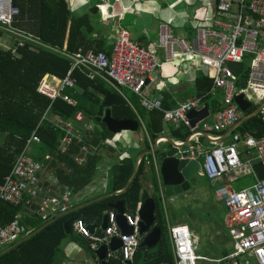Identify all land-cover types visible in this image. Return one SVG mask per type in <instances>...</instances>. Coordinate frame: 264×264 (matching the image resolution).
Segmentation results:
<instances>
[{
    "label": "built area",
    "instance_id": "1",
    "mask_svg": "<svg viewBox=\"0 0 264 264\" xmlns=\"http://www.w3.org/2000/svg\"><path fill=\"white\" fill-rule=\"evenodd\" d=\"M214 1L213 28L201 24L196 28V36L191 42L174 36L170 25L163 23L158 40L144 48L133 41L128 30L120 28L109 55L92 51L66 54L17 29L14 21L19 15V9L14 6L13 0H0V29L15 42L13 47L7 48L12 56H16L19 48L29 46L36 50L37 47H44L62 53L71 60L72 67L65 78L46 75L37 87V93L48 98L51 104L62 100L68 105L76 106L74 94L78 88L72 72L79 69L89 80L100 78L122 96L123 91L137 96L143 109L159 111L165 122L176 127H186L190 133L189 141L198 143L203 134L223 133L238 125L241 111L236 98L240 96L256 102L259 107L263 106L259 115L264 123V0ZM211 6L212 0L201 1L200 8L207 9ZM197 17L198 15L194 19L205 21L204 18L199 20ZM160 51L164 52L165 63H172L179 57H184L188 62L198 60L213 79V87L223 90V107L215 114L212 123L193 125L188 118L189 113L199 108V99L188 100L176 109L167 110L161 99L144 95L147 82L160 67ZM247 59L249 75L246 86L238 87V77L227 64H241ZM76 118L82 121L83 114L78 113ZM44 120H48L52 128L64 132L59 146L62 153L72 144L81 145L80 154L75 156L74 161L77 165H84L87 156L95 148L84 144L83 136L74 129L71 122L56 116L48 118L47 113L42 121ZM208 138L216 140L211 136ZM39 143L40 138L34 131L24 149L17 155L10 174L0 184V203L18 206L27 198L40 199L38 215L42 219H50L68 213L72 207L71 198L67 192L52 194L42 182L44 163L29 155L30 147ZM190 152V159L194 160L195 152L192 149ZM242 154L247 158L246 161L242 160ZM202 157L203 174L210 181H220L225 176L240 173L256 177L252 169L254 162L259 163L264 170V136L256 138L246 134H233L229 144H218ZM45 160H50V157L47 156ZM214 197L216 201L223 203L227 211V223L233 240L234 252L227 260L234 262L249 256L257 264H264V179L256 177L253 185L241 190L225 185L215 191ZM116 216L113 212L109 213L108 227L101 235H92L82 220L74 223V232L88 241L87 248L90 252L97 251L100 246L108 245L113 238H118L122 244L120 254L123 263L133 264L143 238L139 230V218L133 214H124L126 224L133 228V233L123 235ZM23 234L24 229L18 217L7 227L0 229V251L21 240ZM169 236L176 264H196L199 257L195 254L196 242L190 229L185 225L171 226Z\"/></svg>",
    "mask_w": 264,
    "mask_h": 264
},
{
    "label": "trees",
    "instance_id": "2",
    "mask_svg": "<svg viewBox=\"0 0 264 264\" xmlns=\"http://www.w3.org/2000/svg\"><path fill=\"white\" fill-rule=\"evenodd\" d=\"M13 3L19 9L14 26L21 31L37 36L46 45L59 51L66 49L69 53H75L79 49L85 51L92 49L96 52L104 51L108 55L110 54V48L103 39L98 40L92 37L95 32L92 24L93 17L87 14L80 18H74L66 0H13ZM4 33L0 29V37H3ZM71 67L70 59L52 50L40 48L38 52H33L28 47H24L17 49V57H13L10 51L0 48V184L10 174L17 155L24 149L26 141L34 131L40 138V143L36 146L40 151L43 150L46 153L43 158L35 159L41 160L47 164V167L53 168L60 184L71 191L72 195L79 193L92 182L101 156L95 153L88 157L83 166H78L73 156L79 152L81 145L72 144L67 152L62 153L59 146L64 132L52 128L48 120L42 121L46 113L48 118L57 116L65 121L75 122L77 113L83 112L85 117L96 123L103 97L114 93L120 99L121 105L111 109V116L117 120L133 121L140 117L149 137L146 140V150H150L152 142L163 133V114L161 112L143 110L139 99L133 95H131L129 104L107 83L99 78L94 81L89 80L87 75L79 69L72 72V78L83 90L82 95L76 97L77 106H70L62 100L51 104L48 98L37 93V87L46 74L63 79L68 75ZM229 68L238 76V86H246L249 75L247 65L229 64ZM196 84L197 96L204 97V101L209 100L213 79L200 75ZM164 108L170 109L171 107L164 101ZM256 108L248 111L246 115L252 113ZM216 110L220 109L216 108ZM99 125L102 126V129H95L92 132L91 140H87L90 145L101 146L102 142L113 137L104 124ZM236 132L240 134H255L257 132V137H262L264 123L261 116L258 115L250 119L237 128ZM172 136L177 140L186 141L190 133L178 129L173 130ZM46 156H49L50 160L46 161ZM151 158L148 156L142 161L134 182L126 192L118 196H111L101 204L122 201L126 210L134 212L140 203L153 199L156 205V221L153 228H160L162 239L154 251L138 248L135 254V264L139 262L142 253L144 257L141 264H176L169 238V224L163 206L164 199L159 186L156 183L152 195L142 192L141 177L144 173L145 160ZM134 166L133 160L126 159L114 168L113 192L120 191L127 185L133 175ZM255 169L259 177L264 178V170L261 166L255 165ZM153 177L155 178L154 173ZM248 178V184H250L252 178ZM225 185L226 183L220 180L215 186L218 189ZM240 189L242 187L239 186L236 190ZM91 200L93 198L84 202ZM23 202L18 206L0 203V229L17 220L22 212ZM99 205L100 203L92 204L60 218L34 237L0 256V264H62L65 259L63 244L70 237L65 232V223L71 218L77 217L88 226L99 224L103 216V212L98 208ZM76 206L78 205H72L71 209ZM108 211L113 212V210ZM54 218L20 217V224L24 229L21 239ZM107 264H124L120 251L116 257H110Z\"/></svg>",
    "mask_w": 264,
    "mask_h": 264
},
{
    "label": "crops",
    "instance_id": "3",
    "mask_svg": "<svg viewBox=\"0 0 264 264\" xmlns=\"http://www.w3.org/2000/svg\"><path fill=\"white\" fill-rule=\"evenodd\" d=\"M66 1L69 4V9H70L74 18H80V17H83L87 14H89L93 17L92 18V20H93L92 24H93L95 32L93 33L92 37L94 39H98V40L103 39L106 42V45L110 48V53L112 50L114 39L116 38L117 32L120 28H124V29L128 30L133 41H135L136 43H138L140 46H142L144 48H147L151 43L156 42L158 40V36L160 33V26L163 23H165V24L168 23L170 25L171 31L174 34V36H176L180 39H184L187 42H191L195 38L196 28L199 27L201 24H203L206 27H209V28L212 27L213 28L212 14L215 11V5H214L215 1L214 0H212L211 8H207V9L200 8L202 0H196L195 3L190 2V0H66ZM94 7H97L98 11H96V12L94 11L93 14H91L90 10L93 9ZM85 9L87 11H85ZM197 15H198L197 19L201 20L202 18H204L205 21L195 20L194 18ZM17 29H19V28H17ZM26 33H28V32H26ZM28 34H31V33H28ZM31 35H33V34H31ZM33 36H35V35H33ZM5 37H8L11 39V40H9V43L11 42L10 44H7V43L3 44L2 40ZM35 37H37V36H35ZM38 39L41 41L40 38H38ZM14 44H15L14 40L11 37H9L6 33H4L3 37H0V48L7 51V48L13 47ZM27 47L30 49V51H33V52H38V49L44 48V47H37L36 50H33L29 46H27ZM44 49H46V48H44ZM47 50H49V49H47ZM78 51H82L84 53L90 52V51H92L94 53H99V52H96L92 49L87 50V51H85L84 49H79ZM61 52H64L66 54L77 53V52L69 53L66 51V49H62ZM101 52L107 54V52H104V51H101ZM56 53H59V52H56ZM59 54L63 55L62 53H59ZM63 56L66 57L65 55H63ZM13 57H17V54H16V56H13ZM66 58H68V57H66ZM159 58H160V63H161L160 67L157 70L155 76L152 77L147 82L146 87L144 89V95L149 97V98L161 99L163 102V106H164V101L167 102L168 105H170V107H171L170 109H167V110L176 109L177 107H179V105H181L182 103H184L188 100L199 99V100H201L200 106L197 110L192 111L195 113H194L192 118H189L190 121L192 123H196V124H198V123L200 124L201 122L212 123L215 114L218 113L219 111H221V109L223 107L222 106L223 105V98H224L223 90L215 89L212 86V89L210 92L211 98L209 100H205V101H204V97H198L196 94V85H197L196 83H197L198 77L200 75H202L206 78L212 79L209 72L206 71L204 68H202L201 63L198 60L193 61V62H188L187 59H185L184 57H179L172 63H165V55H164L163 51H160ZM229 64H234V63H228L227 64L228 68H229ZM241 64H246L247 68L249 70V59H247L245 62H243ZM46 75H50V74H46ZM50 76H53V75H50ZM53 77H56V76H53ZM56 78H58V77H56ZM238 81H239V78H238ZM105 83H107V82H105ZM77 88H78V91L76 94H74V99H75L76 103L78 104L76 97L79 95H82L83 90L78 86V84H77ZM127 92L128 91H123V96L118 94L117 92L116 93L118 95H120L125 101H127L130 104L131 101H130V99L127 98ZM111 94H114V93H111ZM114 95L116 96V94H114ZM130 95H133V94L130 93ZM106 96H108V95H106ZM133 96H135V95H133ZM105 97H103L102 102H103ZM244 100H246V99H244ZM139 102H140V100H139ZM250 103H251L250 108L245 113L241 112V120L244 119L245 117L251 115L253 112H255L259 108V105L257 104L258 105L257 108L255 107L256 109L253 110L252 113H250L249 115H246L248 111H250L254 108V106H253L254 102H250ZM77 104H76V106H77ZM120 105H121V101H120ZM73 107H75V106H73ZM113 107H118V106H113ZM113 107L110 108V111ZM141 108L143 109L142 106H141ZM216 108H219L220 110H216ZM205 109L207 110V112H205ZM143 110H145V109H143ZM147 112H150V111H147ZM78 113L83 114V112H78ZM76 117H77V115H76ZM76 117H75V122L74 121H68V122H71L73 124L74 129L81 133V135L84 138V144H87L90 147L95 148V150H92V153L87 156V160H88L89 156L96 153L97 155L101 156V161L98 164V168H97V171L94 175L92 182L88 186H86L83 190H81L79 193H77L75 195H72L71 191H69L67 188L63 187L62 184H60L58 177L54 173L55 172L54 169L47 167V164L42 161L44 163L45 169L41 173V180L44 183L45 187H47L49 190H51L52 194L67 192L70 194L71 205H78V206H81V205H84V204H87V203H90L93 201H97L94 204L100 203V205L98 206V208H99V207L106 206L109 204L122 202V201H116L114 203L101 204L102 201L109 198V197H107V198H104V197H106L107 195H110L112 193H119L127 186L126 185L120 191H117V192L112 191L113 170L115 167L122 164V162L126 159L133 160L134 165H135L137 158L139 156L143 155V158L139 162V167L145 158H147L148 156H151L152 158L145 160L144 173L141 177V184L143 185L142 192L145 194H148V195H152L154 188H155L154 186L157 183L163 199L166 197L165 196V186L163 184V178L161 176V167L158 163L157 155L154 153L151 154L149 152L153 151L154 143L158 138H163V139L159 140L160 151L168 150L170 148V145L167 143V140H166L167 138L171 139L173 142H175L177 144H180V143L183 144V143L187 142V139L189 137L186 139V141H181V140L175 139L172 136L173 130L182 129L183 131H189L186 127H184V126L176 127L175 125H173L171 123L165 122L163 119V125H164L163 133L160 136H158L152 142L150 150H146V140L149 139V137H148V134L146 132L145 126H144L141 118L138 117V120H135L139 124L137 131L133 132L130 130H125V131H122V132L117 133V134H113L110 132L111 134H113L112 138H109L105 142H102L101 146H93V145H90V142H88L87 140H91L92 132L95 129L101 130L102 126L99 124H104V123H101V122L97 123L96 122L95 124H93L95 127H92V126L88 125L87 123H81L86 118L84 114H83V120L82 121H78ZM252 118H254V117H252ZM252 118H250V119H252ZM249 120H247V121H249ZM120 121H122V120H120ZM130 121H133V120H130ZM247 121H245L243 123L239 122L238 125L230 131H226L223 133H211V134H208L207 137L203 136L200 138L198 143L189 141L188 147H190V149L194 150V152H195L196 158L194 160L199 163V167H200L199 171H201V169H202V164H203V157L202 156L204 155V153H206L207 151L216 147L218 144H229L231 142L233 134H236V133L240 134V133L236 132L237 128L242 126ZM106 128H107V126H106ZM245 134L254 136L256 138H261V137H257V132L255 134L244 133V134H240V135H245ZM208 136L216 138V140L212 141L208 138ZM86 141H87V143H86ZM215 141H216V144H215ZM36 145L31 146L29 150H31V148L36 146ZM75 145H78V144L75 143ZM38 149H39V147H38ZM68 150L69 149H67V151ZM40 154L43 155V157L46 155V153L43 150L40 151ZM79 154H80V150L75 156H77ZM75 156H73V158H75ZM104 156H108L111 159H116V162H114V164H105L104 166H102L101 162L104 160ZM46 157H45V159H46ZM199 157L201 158L202 163L199 162V159H198ZM241 157H242L243 161L247 160V158H245V155L242 154ZM87 160H86V162H87ZM191 160H193V159H191ZM39 161H41V160H39ZM255 165H259V163L254 162L252 165V169L254 171V174H256V177L258 179H264V178L259 177V174H258L257 170L255 169ZM78 166H80V165H78ZM81 166H83V165H81ZM134 168H135V166H134ZM138 171H139V168H138ZM199 171L197 173H199ZM152 172L154 173L155 178L153 177ZM197 173H195V174H197ZM195 174L193 176H195ZM203 176L206 178V176L204 174H203ZM245 176L252 178V182L250 184H248V182H247V185L245 187H249L255 183L256 177H254L253 174H249V175H245ZM129 181H128V183H129ZM208 181L210 183L213 182V181H210L209 179H208ZM222 181L224 183L230 185L231 187L235 184V183L229 184L230 180L229 181L228 180H222ZM218 182L219 181H216V184ZM215 185H213V186H215ZM245 187H243V188H245ZM216 190L217 189H215V191ZM234 190H236V189H234ZM121 194H119V195H121ZM114 196H116V195H114ZM89 198H93V200H91L89 202H84L85 200H87ZM122 203H124V202H122ZM144 203H140L138 208L134 212H130V211L126 210V207L124 204L125 212L129 213V214L132 213L133 215H136L138 217V212ZM221 204L223 205V203H221ZM39 205H40V199H28L27 198L23 202L22 212L19 215V217H22V216L27 217L28 216V217H33V218H38V217L41 218L38 215ZM90 205H92V204H90ZM78 206H76V207H78ZM224 209H225V207H224ZM99 210H100V208H99ZM108 210H112V209L107 208L105 211H102L103 216H102V219H101L99 224H94V225H90V226L86 225L88 228L91 226H96V230H95L96 235L103 234V230H102L101 226L103 224L104 216L106 214L111 213ZM225 212L227 215L226 209H225ZM113 213H115L117 215V213L114 210H113ZM204 218H205V221L208 222V219L211 218V214L205 215ZM177 225L187 226L190 229L191 233L193 234L194 240L198 241V239H199L198 235L196 234V232L194 230H192V228L188 224L181 223V224H177ZM169 227H171V226L169 225ZM222 228L224 230L222 229V231H220V230L219 231L223 236H221V235L219 236L218 233H216L217 235H215L216 240L220 239L223 241V245H219L220 250H221V258L210 259L213 262V264H244L245 262H249L250 264H257L255 262V260L249 256L241 257L239 259H236L234 262L227 260V258L230 257L234 252L233 240H232L230 229H229V226L227 223V218H226V221L224 220V223L222 224ZM217 231H218V228H217ZM68 236H70V235H68ZM216 236H218V237H216ZM205 237H207V236H205ZM169 238H170V236H169ZM111 241H110V243H111ZM67 243H69V244L66 245ZM87 243H88V241L85 238L76 235L74 232V229H73V235L70 236L63 244V253L65 255V259H64V262L62 264H103L98 259V257L96 256V254H95L96 251L90 252L88 250ZM110 243L107 246H109ZM170 243L172 246L171 239H170ZM226 243L227 244L231 243V247L230 248L227 247ZM157 246L153 249H147V248H144V249H147L148 251H154L157 248ZM4 249H6V247ZM119 251L120 250H118L117 252H112L109 250L108 257L105 261V264H107L108 259L110 257H116L118 255ZM207 258L208 257H206V256L199 257V260H206ZM141 263L142 262H140V263L138 262L137 264H141ZM133 264H135V257L133 260Z\"/></svg>",
    "mask_w": 264,
    "mask_h": 264
},
{
    "label": "water",
    "instance_id": "4",
    "mask_svg": "<svg viewBox=\"0 0 264 264\" xmlns=\"http://www.w3.org/2000/svg\"><path fill=\"white\" fill-rule=\"evenodd\" d=\"M98 11L97 7H94L93 9L90 10V13L93 14V12ZM17 46V45H16ZM236 104L239 107L240 111L242 113H245L249 108L251 103L247 100H244L243 96H240L236 98ZM120 105V100L114 95L110 94L106 96L99 108L97 117H96V122L97 123H104L107 126V129L109 132L113 134L120 133L125 130H130V131H137L138 130V122L137 121H130V120H116L113 119L111 116V111L110 108L113 106H119ZM263 106L259 107L255 112H253L251 115L245 117L242 119L240 122L243 123L247 120H249L252 117H256L260 114ZM205 112L207 110L205 109ZM195 112L189 113L188 118H192ZM196 123H193L195 125ZM203 136L207 137V135L203 134ZM163 138H158L155 143H154V149L152 152L149 153H154L157 155V160L158 163L161 167V176L163 178V184L165 186V196L170 198V197H176L180 196L183 192H187L190 189V179L192 176L199 171V163L196 162L195 160H191V152H190V147H188L189 144V138L187 139V142L185 143H180L177 144L173 142L171 139L167 138V143L170 145V148L168 150H163L160 151L159 149V140ZM216 143V141H215ZM143 158V155L139 156L136 160L135 163V168H134V173L127 184V186L119 193H112L110 195H107L104 198L114 196V195H119L121 193H124L128 190L132 182L134 181L138 168H139V162ZM97 201H93L81 206H78L74 209H71L68 213L62 214L57 216L56 218L50 220L48 223H46L44 226L41 228L37 229L36 231L28 234L26 237L23 239L19 240L18 242L14 243L10 247H7L6 249H3L0 251V256L8 253L9 251L13 250L17 246L21 245L22 243L26 242L30 238L34 237L36 234L59 220L60 218L69 215L71 213H74L90 204H94ZM101 211H105L107 208L114 210L117 213L116 216V221L117 225L120 228L121 232L123 235H131L133 233V228L129 227L126 224L124 214L125 208H124V203L122 202H117L114 204H109L106 206L99 207ZM155 210H156V205L153 199L147 200L142 207L140 208L138 212V217H139V230L140 234L143 237L142 241L140 243L139 248L140 249H153L155 248L161 241L162 239V232L160 228H153L155 225ZM132 214V213H131ZM108 218L109 214H106L103 218V224L101 226L102 230L105 231L108 227ZM78 220L77 217L71 218L69 221H67L64 225V229L67 235L72 236L73 235V228H74V223ZM90 233L92 235L95 234L96 226H91L88 228ZM121 241L118 238H113L110 245H102L100 248L95 252L96 256L98 259L105 264V261L108 257V252L109 250L112 252H117L121 248Z\"/></svg>",
    "mask_w": 264,
    "mask_h": 264
},
{
    "label": "rangeland",
    "instance_id": "5",
    "mask_svg": "<svg viewBox=\"0 0 264 264\" xmlns=\"http://www.w3.org/2000/svg\"><path fill=\"white\" fill-rule=\"evenodd\" d=\"M195 1L196 0H190L192 3H195ZM85 11L87 10L85 9ZM9 40L11 39L5 37L2 40L3 44H10L11 42L9 43ZM253 97L256 99L254 95ZM127 98L131 99L129 92H127ZM253 106L257 107L258 105L254 102ZM81 123H87L88 125L95 127L93 125L95 124L94 120L88 119L87 117ZM29 155L36 159L43 158V155L40 154L37 146H34L29 150ZM198 159L199 162L202 163L201 158L199 157ZM114 162H116V159L104 156V160L101 164L104 166L105 164H114ZM202 173L203 171L201 169L199 173L191 178L189 191L183 192L180 196L170 198L165 197L163 206L167 222L170 226L185 223L188 224L198 235L199 239L198 241H195V254L198 257L206 256L208 258L206 260L197 261V264H213L210 259L221 258L219 245H223V241L220 239L216 240L215 235L218 233L219 236H223L220 231L223 229L222 224L224 223V220L226 221L227 215L224 206L214 198L216 187L213 185H215L216 182L210 183ZM222 180H230L229 184L235 183L232 187L233 189H237L239 186L242 188L245 187L249 179L244 173H240L238 175L233 174L225 176ZM208 214H211V218L208 219L207 222L204 217ZM68 244L69 243L66 245ZM227 247L230 248L231 243H228ZM143 257L142 253L139 262H143Z\"/></svg>",
    "mask_w": 264,
    "mask_h": 264
}]
</instances>
